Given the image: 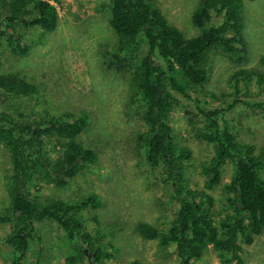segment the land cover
Returning a JSON list of instances; mask_svg holds the SVG:
<instances>
[{
  "label": "trees",
  "instance_id": "trees-1",
  "mask_svg": "<svg viewBox=\"0 0 264 264\" xmlns=\"http://www.w3.org/2000/svg\"><path fill=\"white\" fill-rule=\"evenodd\" d=\"M243 5L244 0H198L191 23L200 33L192 38L170 25L151 0H104L101 5L117 38L116 53L127 64L132 63L131 84L144 126L138 140L145 162L153 171L158 170L175 208L165 232L147 223L138 224L135 232L164 248L173 246L179 264L200 260L208 248L222 264H245L241 244L251 245L264 231V147L256 151L254 146L239 142L226 123L219 124L218 110H200L204 126L199 137L212 145L213 156L200 165L205 180L202 188H195L187 178L191 153L179 145L181 133L172 125V92L189 98L188 91L207 82L212 50H220L237 62L247 58ZM56 25V11L47 2L0 0V44L13 52L28 51L21 31L48 33ZM142 46L145 54L139 59ZM261 63L264 65V57ZM253 78L259 88L264 87L263 75L253 70L236 72L235 91L241 81L248 88ZM35 93L32 85L0 71V98L4 100L0 106V149L9 158L8 204L0 214V224L8 225L4 242L11 249L12 264H53L60 249L54 241L61 235L74 254L64 259L66 263L75 264L88 255L93 264H104L110 257V245L98 232L93 235L80 218L83 209L102 206L99 196L41 203L28 191L34 175L63 189L96 159L95 153L78 141L89 125V114L82 112L72 122L61 117L37 119L36 111L25 114L26 101ZM52 140L58 147L56 156L49 149ZM227 163L232 165V175L221 185ZM219 186L223 214L215 212V199L210 194Z\"/></svg>",
  "mask_w": 264,
  "mask_h": 264
},
{
  "label": "rangeland",
  "instance_id": "rangeland-1",
  "mask_svg": "<svg viewBox=\"0 0 264 264\" xmlns=\"http://www.w3.org/2000/svg\"><path fill=\"white\" fill-rule=\"evenodd\" d=\"M42 1L56 11L55 30L48 33L38 29L21 31L28 47L23 54L13 52L1 43L0 71L35 88L36 93L26 101L28 111L25 114L36 111L37 119L61 117L69 122L76 120L82 112L89 114V125L78 141L92 150L96 159L63 189L34 175L28 191L41 203L51 199L77 202L91 194L99 196L102 206L83 209L80 218L93 235L98 232L110 245L107 249L110 257L104 264L134 261L179 264L173 246L164 248L156 240H143L135 232L140 223L165 232L175 208L167 198L158 170L153 171L145 162L138 140L144 126L131 84L132 63L127 64L116 53L117 38L101 11L104 0ZM151 1L166 21L185 37H196L200 33L191 23L198 0ZM241 17L247 48L245 61L237 62L220 50H212L208 54L207 82L188 91L189 98L172 92V125L181 133L179 145L191 153L187 161L190 165L187 178L189 185L195 188H202L205 180L200 165L213 156L212 145L199 137L204 126L200 110H218L219 124L226 123L239 142L254 146L256 151L264 147V87L257 86L256 78L250 81L248 88L241 81L238 92L233 87V76L240 70H253L264 76L261 63L264 57V0H244ZM144 54L145 47L142 46L137 56L140 59ZM3 102L0 98V106ZM54 145L52 140L49 149L56 156L58 147ZM8 175L9 158L0 149V214L8 204ZM231 175L232 165L227 163L221 185L227 183ZM220 192L221 186L210 194L215 199V212L223 214ZM7 232L8 225L0 224V264H12L11 249L4 242ZM54 242L60 249L56 251L53 264H69L64 259L74 254L68 249L63 235ZM241 248L245 264H264V231L251 245L241 244ZM75 264L93 262L86 255ZM192 264L222 263L208 248L202 258Z\"/></svg>",
  "mask_w": 264,
  "mask_h": 264
}]
</instances>
